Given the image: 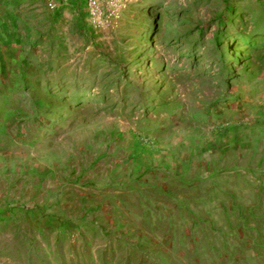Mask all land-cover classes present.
<instances>
[{"label": "rangeland", "instance_id": "rangeland-1", "mask_svg": "<svg viewBox=\"0 0 264 264\" xmlns=\"http://www.w3.org/2000/svg\"><path fill=\"white\" fill-rule=\"evenodd\" d=\"M9 4L0 264H264V0Z\"/></svg>", "mask_w": 264, "mask_h": 264}, {"label": "crops", "instance_id": "crops-1", "mask_svg": "<svg viewBox=\"0 0 264 264\" xmlns=\"http://www.w3.org/2000/svg\"><path fill=\"white\" fill-rule=\"evenodd\" d=\"M1 1H2V3L0 2L1 3L0 5H1V7H3V8H1V12L3 13L6 10L10 9V7H9L10 6V4H9L10 0H1Z\"/></svg>", "mask_w": 264, "mask_h": 264}]
</instances>
